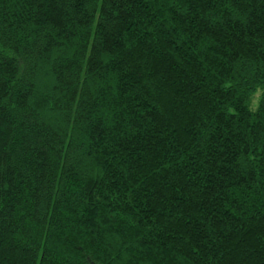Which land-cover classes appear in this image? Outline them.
Segmentation results:
<instances>
[{"label":"trees","instance_id":"1","mask_svg":"<svg viewBox=\"0 0 264 264\" xmlns=\"http://www.w3.org/2000/svg\"><path fill=\"white\" fill-rule=\"evenodd\" d=\"M0 264H264V0H0Z\"/></svg>","mask_w":264,"mask_h":264}]
</instances>
